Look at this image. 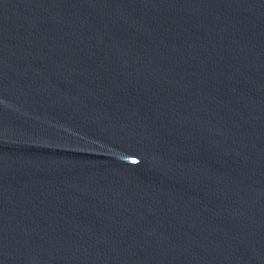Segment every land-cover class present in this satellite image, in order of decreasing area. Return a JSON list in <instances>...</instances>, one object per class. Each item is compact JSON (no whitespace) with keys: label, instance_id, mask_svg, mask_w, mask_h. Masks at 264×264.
Returning a JSON list of instances; mask_svg holds the SVG:
<instances>
[{"label":"water","instance_id":"95a60500","mask_svg":"<svg viewBox=\"0 0 264 264\" xmlns=\"http://www.w3.org/2000/svg\"><path fill=\"white\" fill-rule=\"evenodd\" d=\"M0 264H264V0H0Z\"/></svg>","mask_w":264,"mask_h":264}]
</instances>
